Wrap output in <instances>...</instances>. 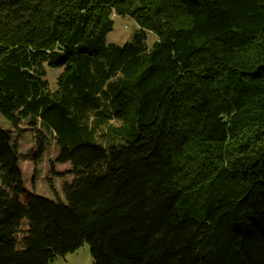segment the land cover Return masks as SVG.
I'll list each match as a JSON object with an SVG mask.
<instances>
[{
  "label": "trees",
  "instance_id": "1",
  "mask_svg": "<svg viewBox=\"0 0 264 264\" xmlns=\"http://www.w3.org/2000/svg\"><path fill=\"white\" fill-rule=\"evenodd\" d=\"M0 113L75 175L29 191L0 127V264H264V0H0Z\"/></svg>",
  "mask_w": 264,
  "mask_h": 264
},
{
  "label": "rangeland",
  "instance_id": "2",
  "mask_svg": "<svg viewBox=\"0 0 264 264\" xmlns=\"http://www.w3.org/2000/svg\"><path fill=\"white\" fill-rule=\"evenodd\" d=\"M114 25L113 29L107 34V41L109 43H117L124 45L131 41L135 29L138 27L135 20L129 15H116L113 14ZM157 37L152 32H147L146 44L149 49L152 48ZM46 79L49 82L50 90L54 91L58 86V78L62 72V68L47 67ZM93 116L91 115V120ZM26 120L20 125V131L13 127V125L0 113V127L10 130L12 134V142L17 146L18 152L24 157L20 160V167L23 172L25 187L31 191L38 193L50 199L56 200L61 198L65 200L66 196L63 190L65 183H70L75 178L71 172V165L69 162L61 163L56 160L58 152L61 149V144L57 141L56 137L51 131H46L39 126L32 127L25 124ZM112 123H117L113 121ZM40 128V130H39ZM107 125H102L97 128V141L103 144ZM38 131L45 137V152L43 155L36 159L31 160L30 156L33 151L38 147ZM37 134V135H36ZM36 135V137H35ZM58 138V137H57ZM59 139V138H58ZM124 143L123 140H120ZM28 157V158H27ZM26 223V222H25ZM27 225L24 224L23 228L26 229ZM94 257L91 252V247L88 242H84L77 250L68 252L66 254H57L50 262V264H92Z\"/></svg>",
  "mask_w": 264,
  "mask_h": 264
}]
</instances>
